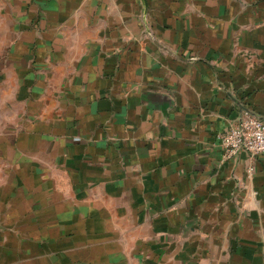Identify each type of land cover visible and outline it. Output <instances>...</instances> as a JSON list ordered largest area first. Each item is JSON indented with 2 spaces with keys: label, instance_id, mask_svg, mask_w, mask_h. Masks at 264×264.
Here are the masks:
<instances>
[{
  "label": "crops",
  "instance_id": "crops-1",
  "mask_svg": "<svg viewBox=\"0 0 264 264\" xmlns=\"http://www.w3.org/2000/svg\"><path fill=\"white\" fill-rule=\"evenodd\" d=\"M0 264H264V0H0Z\"/></svg>",
  "mask_w": 264,
  "mask_h": 264
},
{
  "label": "built area",
  "instance_id": "built-area-1",
  "mask_svg": "<svg viewBox=\"0 0 264 264\" xmlns=\"http://www.w3.org/2000/svg\"><path fill=\"white\" fill-rule=\"evenodd\" d=\"M221 145L228 158L246 150L251 156L264 155V119L247 112L238 123L223 131Z\"/></svg>",
  "mask_w": 264,
  "mask_h": 264
},
{
  "label": "rangeland",
  "instance_id": "rangeland-1",
  "mask_svg": "<svg viewBox=\"0 0 264 264\" xmlns=\"http://www.w3.org/2000/svg\"><path fill=\"white\" fill-rule=\"evenodd\" d=\"M2 96L0 95V120L1 123L7 126L11 120H14V115H13V102L11 100V96L7 97L5 100V108H3L2 105Z\"/></svg>",
  "mask_w": 264,
  "mask_h": 264
}]
</instances>
